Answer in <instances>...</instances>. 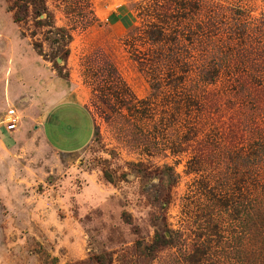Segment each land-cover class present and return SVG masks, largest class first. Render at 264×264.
I'll return each mask as SVG.
<instances>
[{
	"label": "rangeland",
	"instance_id": "obj_1",
	"mask_svg": "<svg viewBox=\"0 0 264 264\" xmlns=\"http://www.w3.org/2000/svg\"><path fill=\"white\" fill-rule=\"evenodd\" d=\"M96 257L264 264V0H0V264Z\"/></svg>",
	"mask_w": 264,
	"mask_h": 264
},
{
	"label": "trees",
	"instance_id": "obj_2",
	"mask_svg": "<svg viewBox=\"0 0 264 264\" xmlns=\"http://www.w3.org/2000/svg\"><path fill=\"white\" fill-rule=\"evenodd\" d=\"M239 208H243V211H240V213H243L244 214V220L246 221V201H245V205H238ZM167 244L166 240H164L163 238L161 237H156L154 239V241L152 242V244L149 246V247H145L143 248V250H147V251H153V250H156V249H159L161 247H164L165 245ZM94 261L98 264H103V261H102V258L101 257H96L94 258Z\"/></svg>",
	"mask_w": 264,
	"mask_h": 264
},
{
	"label": "built area",
	"instance_id": "obj_3",
	"mask_svg": "<svg viewBox=\"0 0 264 264\" xmlns=\"http://www.w3.org/2000/svg\"><path fill=\"white\" fill-rule=\"evenodd\" d=\"M6 116L8 117V125L4 127L5 132H11L15 128L14 112L7 111Z\"/></svg>",
	"mask_w": 264,
	"mask_h": 264
}]
</instances>
